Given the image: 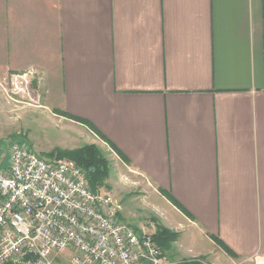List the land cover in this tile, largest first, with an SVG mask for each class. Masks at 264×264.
<instances>
[{"label": "crops", "instance_id": "obj_1", "mask_svg": "<svg viewBox=\"0 0 264 264\" xmlns=\"http://www.w3.org/2000/svg\"><path fill=\"white\" fill-rule=\"evenodd\" d=\"M29 69L207 247L169 259L264 264V0H0V82Z\"/></svg>", "mask_w": 264, "mask_h": 264}, {"label": "built area", "instance_id": "obj_2", "mask_svg": "<svg viewBox=\"0 0 264 264\" xmlns=\"http://www.w3.org/2000/svg\"><path fill=\"white\" fill-rule=\"evenodd\" d=\"M35 75H10L7 96L37 104ZM119 209L108 193L90 190L72 160L43 159L16 143L8 154L0 149V264H53L65 251L70 264L181 263L163 256L152 222L134 227L119 218Z\"/></svg>", "mask_w": 264, "mask_h": 264}, {"label": "rangeland", "instance_id": "obj_3", "mask_svg": "<svg viewBox=\"0 0 264 264\" xmlns=\"http://www.w3.org/2000/svg\"><path fill=\"white\" fill-rule=\"evenodd\" d=\"M30 70L33 71V69L27 71ZM36 76L37 74L34 77ZM4 83L0 82L1 150L8 154L9 146L16 143L35 151L43 159H54L68 158L61 154L85 145H95L109 165L108 178L101 191L108 193L119 203V218L137 228L146 226L148 222H152L157 227L161 223L159 222L161 217L162 222L165 223L167 217H165L163 210L151 201L150 194L145 189L147 185L143 179L136 175L132 169L117 161L111 149L97 139L89 129L77 122H72L68 118L62 116L61 118L54 111H48L41 106L40 102L33 105L21 97L11 98L7 96L4 91ZM177 235V242L171 246V250L173 248L178 250L179 245L182 246L180 251L187 250L189 246H192L193 250H205L207 248L198 236L195 241L189 239L191 230H185V232ZM171 250L169 249V253L161 252L167 260L177 262L168 258L172 253ZM70 256L69 252H62L53 257V263L56 258H58L56 263L63 261L70 263ZM199 263L210 264L206 259H202Z\"/></svg>", "mask_w": 264, "mask_h": 264}, {"label": "trees", "instance_id": "obj_4", "mask_svg": "<svg viewBox=\"0 0 264 264\" xmlns=\"http://www.w3.org/2000/svg\"><path fill=\"white\" fill-rule=\"evenodd\" d=\"M56 114L60 117L68 118L74 122L86 126L91 130L95 135H97L101 140L106 139L86 120L67 115L64 112L55 111ZM111 146V145H110ZM113 150L114 147L111 146ZM65 157L75 162V164L84 171L86 179L89 185V188L92 192H98L104 188L105 181L108 178L109 174V165L107 160L102 157L100 150L95 145H85L79 149L63 153ZM122 156V155H120ZM123 158V157H122ZM154 236V241L157 246L161 249L163 253L168 251L171 245L176 241L178 235L175 232H172L160 224L157 225V230ZM180 264H200L198 260L188 259L182 260Z\"/></svg>", "mask_w": 264, "mask_h": 264}]
</instances>
